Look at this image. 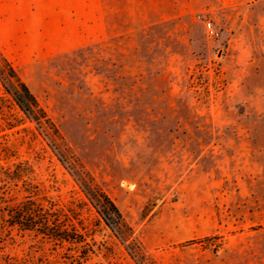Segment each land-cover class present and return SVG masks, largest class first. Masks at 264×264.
Returning <instances> with one entry per match:
<instances>
[{"label": "rangeland", "instance_id": "rangeland-1", "mask_svg": "<svg viewBox=\"0 0 264 264\" xmlns=\"http://www.w3.org/2000/svg\"><path fill=\"white\" fill-rule=\"evenodd\" d=\"M0 51L59 130L0 81V209L86 204L85 174L129 226L86 213L85 264H264V0H0Z\"/></svg>", "mask_w": 264, "mask_h": 264}, {"label": "trees", "instance_id": "trees-1", "mask_svg": "<svg viewBox=\"0 0 264 264\" xmlns=\"http://www.w3.org/2000/svg\"><path fill=\"white\" fill-rule=\"evenodd\" d=\"M0 81L27 119L36 122L51 137L59 136L46 110L1 51ZM77 179L89 200L86 204L60 207L30 197L13 207L0 209V240L5 236L13 239L14 230L34 240L31 245L34 255L21 260L7 257L5 264H85L98 252L93 238L95 224L87 223L86 216L92 209L100 218L96 226L104 223L123 241V229L129 226L119 207L89 175L81 174Z\"/></svg>", "mask_w": 264, "mask_h": 264}, {"label": "crops", "instance_id": "crops-1", "mask_svg": "<svg viewBox=\"0 0 264 264\" xmlns=\"http://www.w3.org/2000/svg\"><path fill=\"white\" fill-rule=\"evenodd\" d=\"M53 1H55V2H58V1H59V2H62L63 0H53ZM59 17H60V16H59ZM57 18H58V16H57ZM100 18H101V17H100ZM59 19H60V21H61V18H59ZM57 20H58V19H57ZM43 22H45V23L47 22V19H46L45 17L43 18ZM95 22H96V16H92L91 19L89 18V19L86 20V22L83 21L82 23H86V25H87L88 27H90V26H93V27H94V26H95ZM101 25H103V26L105 27V22H104V20L101 21ZM40 31H41V29H40ZM84 44H87V43H84Z\"/></svg>", "mask_w": 264, "mask_h": 264}, {"label": "built area", "instance_id": "built-area-1", "mask_svg": "<svg viewBox=\"0 0 264 264\" xmlns=\"http://www.w3.org/2000/svg\"><path fill=\"white\" fill-rule=\"evenodd\" d=\"M206 31L208 33V35L212 38L217 37L218 36V31L217 29L214 27L212 22H208L206 24Z\"/></svg>", "mask_w": 264, "mask_h": 264}]
</instances>
